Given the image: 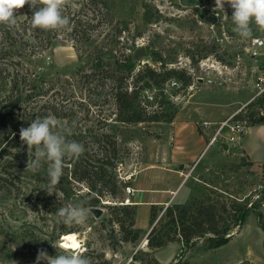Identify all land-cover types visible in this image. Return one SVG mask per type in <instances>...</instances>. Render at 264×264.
I'll return each instance as SVG.
<instances>
[{
    "label": "rangeland",
    "instance_id": "obj_1",
    "mask_svg": "<svg viewBox=\"0 0 264 264\" xmlns=\"http://www.w3.org/2000/svg\"><path fill=\"white\" fill-rule=\"evenodd\" d=\"M78 1L68 0L63 10L67 11L69 6L70 15L85 19ZM144 3L154 12L149 23L142 20ZM214 8L215 0H113L110 8L112 27L110 23L101 22L92 33L83 26L73 31L71 24L65 29L44 30L41 39L49 37L52 41L48 47L42 48L41 43L31 41L26 46V53L23 51L20 56H14L19 64L11 66L20 68L22 65L23 69L36 74L34 77L30 75L36 80V94L27 97L24 103L10 112L0 111V162L4 164L0 172V264H35L39 249L46 250L49 256L62 254L63 249L58 251L53 244L62 245L61 238L67 232L76 233L80 241L79 250L92 260V264H128L130 258L133 264H146L151 257L160 264H264L263 232L253 211H246L240 221L241 210L237 216L239 224L224 244L209 247V242L199 237L187 243L181 240L168 242L152 250L146 246V233L152 227L147 225L146 206L138 212V224L144 228L135 223L137 213L134 216V225L141 229V237L134 244L121 240L123 232L114 220H110L111 210L106 206V203L134 202L132 192L127 193L125 186H151L148 185L151 184L150 179L144 176L145 167L152 162L153 153L161 152V139L168 143L166 126L163 125L168 121L157 124L113 120L115 107L110 98V80L94 76L87 82L81 70L82 65L90 64V57L95 58L98 50H107V47H100L99 41L103 37L102 42L107 38L113 43L117 41L114 49L119 59L131 51V60L136 63V68L144 63L157 66L159 61L154 59H159L169 67L186 69L191 73L193 79L188 86H183L176 78H169L176 79L179 86L163 92L167 79L159 87H146L159 102L156 106L143 103L142 90L140 99L149 110L183 120L191 115V107H196L192 117L186 119L198 120L197 126L202 118L227 114L237 106L236 100L246 99L235 109H240L239 115L246 116L251 109L254 114L263 111L264 100L259 104V99L264 97V92L246 102L255 93L257 76L264 75V55L252 57L247 53L251 38L241 39L232 31L233 9L229 4L225 3L223 11H214ZM15 15L17 23L14 26L18 31L28 27L31 18L24 7L16 10ZM252 32V37L264 38V30L254 23ZM140 48L143 49L141 55L136 53ZM190 53L195 61L190 59ZM21 72L24 73L23 70ZM209 78L212 79L210 84L206 82ZM3 97L0 94L1 105L7 101ZM49 115L58 120L59 130H70L81 141L83 137L80 135L90 131L111 130L115 133L118 149L114 168L118 186L115 197H104L95 205H89L83 195L87 189L81 183L72 184L68 197H61L56 192L49 195L44 190L49 181L48 165L42 162L35 170L26 168L27 146L20 141L19 129L28 127L36 117ZM251 123L254 122H249L235 146L229 144L226 150L216 142L186 162L187 167L195 162L196 168L191 175L202 182L193 189L189 188L190 177L176 192L177 202L171 204L193 200L220 207L222 203L227 206L235 201L248 208L258 203L257 209L264 214V124ZM202 136L204 148L206 139ZM84 139L86 141V137ZM186 141L188 149L194 148V140L189 135ZM172 144L176 150L177 138ZM92 146L89 144L88 149ZM89 150L94 151V147ZM240 153L246 155L250 162H246ZM64 159L72 158L66 156ZM176 185L172 184V187ZM80 202H84L86 207L101 208L102 214L99 217L91 214L84 225L67 226L60 222L57 210ZM151 210L156 216L153 224L157 220L162 221L163 206H154ZM229 221L231 223L233 219ZM41 264L46 262L41 261Z\"/></svg>",
    "mask_w": 264,
    "mask_h": 264
},
{
    "label": "trees",
    "instance_id": "obj_2",
    "mask_svg": "<svg viewBox=\"0 0 264 264\" xmlns=\"http://www.w3.org/2000/svg\"><path fill=\"white\" fill-rule=\"evenodd\" d=\"M112 1L79 0V10L82 11L85 19L74 18L75 14L70 15L69 6L66 7L67 11L63 10V14L69 18L73 31L78 26H83L88 28L89 32L92 33L95 29L99 28L101 22L112 24L110 27L114 25L112 23L113 15L110 11ZM24 8L27 16L31 18L34 9L28 5H25ZM153 13L150 7L144 3L142 12L143 22L149 23L154 16ZM123 29H119L118 33ZM43 33V29L33 28L31 22L28 27H25L21 31H18L15 26L0 25V94L4 96L3 100L4 98L7 99L5 104H0V111L10 112L13 108L24 103L27 97L31 98L33 94H36V91H34L36 80L30 76L33 75L34 77L36 74L33 71L29 72L23 69L22 65L20 68L11 65L19 64V60L16 61L14 56L17 54V56H20V53L23 51L26 53V46L31 44V41L36 44L41 43L42 48L48 47L52 41L49 37L41 39ZM110 40L112 41V39ZM110 40L107 38L104 42L99 41L101 43L100 47H107V50L105 52L98 50L95 58L90 57V64L85 63L81 66V70H83V76H85L84 79L87 82L94 79V76H101L110 80V98L115 107V117L113 120L123 123L170 121L173 117L172 115L147 109L142 104L143 101L140 99V94L146 87H159L169 78H176L183 86H188L192 83L193 79L191 73L186 69L169 67L159 59H154L156 62L159 61L157 66L144 63L141 67L136 68V63L131 60V51H128L124 54L123 58L119 59L114 49L117 41L113 43ZM28 53L30 54V51ZM105 54L109 55L103 58L102 56ZM11 55L12 59H10ZM189 55L192 61L196 60L191 53ZM87 65H89L87 67L88 71L85 70ZM263 100L264 97L261 96L259 104ZM157 103L159 102L157 101ZM235 118L246 120L247 125H250L249 122H254L251 125L264 123V108L262 112L257 114H254L252 109L246 116L243 114L239 115L238 113ZM1 122L2 118H0ZM66 135L69 140L82 142L85 151L79 158L71 157L72 159H64V174L55 192L60 193L61 197H68L71 187H73L72 184L81 183L85 184L87 189V192L83 195L88 200L89 205H95L104 197H115L118 187L116 183L117 178L114 173L116 158L118 156L115 133L111 130L90 131L89 133L80 135V137H83L82 141L81 139H77L72 133H66ZM84 137H86V141ZM89 144L93 145L91 148L94 147V151H90L89 149L91 148L88 149ZM246 162L249 163V161ZM3 166V162H0V172L3 170ZM106 204L111 210L110 220H114L119 226V230L123 232L121 240L133 244L136 243L141 237V229L134 225L137 205L135 203ZM257 207L258 203L250 205L248 208H243L240 203L231 201L227 206L226 203H222L218 207L214 203L188 200L184 203L167 205L164 208L162 221L157 220L155 224L152 222L156 217L155 212L151 210V219L149 221L152 227L146 235V246L153 250L165 246L168 242L181 240L183 243H187L199 237L208 241L209 247L224 244L232 236L231 232L234 227L239 224L237 216L243 209L241 216H244L246 211H253L255 213L257 225L263 232L262 245L264 249V214ZM231 218L233 221L229 223V219ZM146 264L160 263L151 257Z\"/></svg>",
    "mask_w": 264,
    "mask_h": 264
},
{
    "label": "clouds",
    "instance_id": "obj_3",
    "mask_svg": "<svg viewBox=\"0 0 264 264\" xmlns=\"http://www.w3.org/2000/svg\"><path fill=\"white\" fill-rule=\"evenodd\" d=\"M68 0H0V24L14 26L17 23L15 11L25 5L34 9L31 15L33 28L43 30H59L69 26L70 20L63 14V8ZM225 3L233 9L231 20L232 31L241 39L252 37V24L264 30V0H215L214 11L224 10ZM70 130H59L58 120L54 116L36 117L28 127L19 129L20 141L27 146V167L33 170L41 166L42 162L48 165V183L44 190L49 195L56 191L61 177L64 174V158L66 156L79 158L85 151L84 145L75 140L67 139ZM92 214V208L84 206V202L68 204L57 210L56 215L60 222L67 226L84 225ZM68 241L54 247L63 249L62 254L49 256L47 251L39 249L35 264H92V260L80 250V245L73 236L65 237ZM128 264H133L130 258Z\"/></svg>",
    "mask_w": 264,
    "mask_h": 264
},
{
    "label": "crops",
    "instance_id": "obj_4",
    "mask_svg": "<svg viewBox=\"0 0 264 264\" xmlns=\"http://www.w3.org/2000/svg\"><path fill=\"white\" fill-rule=\"evenodd\" d=\"M245 100H236V107H238L239 104H243ZM236 107H234L227 114H224L221 117H207L202 118V120L220 121L229 116L231 113H233ZM195 109L196 107H191V115L186 116V118L192 117V112L196 111ZM186 118L183 120H176V116H174L170 121L164 122L165 124L163 125L166 126V135L168 136V143L165 144L164 138L161 139V145L163 147H161V152H159L158 154L153 153L151 155L152 162L147 163L145 167L146 174L144 176L150 179L148 180L151 184L148 185L151 186L135 185L132 187L133 192L131 193V195L134 200L133 203L137 205V214L135 217L136 224H138V212L142 206H146L145 211L148 212L147 225H150L149 214L152 207L163 206V208H165L167 205H170L171 202H177L175 201L176 192L179 190L180 186H182L183 184H185V182L189 180L190 177L191 182L189 188L193 189L194 187L198 186L199 182H202L200 179L191 175L192 171L195 170L196 166H194V168L190 171V174H187L194 162L191 163L188 167L186 165V162L192 161L194 157H197L199 153H202L201 150L203 149L202 145L204 137L202 136L203 134L197 126L198 120L195 119L192 122V118ZM152 122H155L157 124L163 123L159 121ZM187 135H189L190 138L194 140L192 145V147L194 146V148L192 149H188L189 147L187 146L186 141ZM175 138H177L176 150L175 145L172 144L173 140L175 142ZM240 155L245 157V159L250 162L246 155H244L243 153H240ZM204 164L206 163H203V165ZM135 178L136 176H134L133 179ZM176 183L177 185L172 187V184ZM139 227L144 228L140 225Z\"/></svg>",
    "mask_w": 264,
    "mask_h": 264
},
{
    "label": "built area",
    "instance_id": "obj_5",
    "mask_svg": "<svg viewBox=\"0 0 264 264\" xmlns=\"http://www.w3.org/2000/svg\"><path fill=\"white\" fill-rule=\"evenodd\" d=\"M264 38L259 36H253L250 39V42L247 47V53L252 57H261L264 55ZM207 83H212V79H207ZM179 83L176 79H169L162 87L163 92H167L169 88L178 87ZM264 92V75H259L256 78L255 82V93L254 95L246 102L249 103L256 97L260 96ZM142 97L144 98L145 103L153 104L156 106L157 100L155 96L148 89H143ZM240 109L234 111L226 118L220 121H209L201 120L198 123V127L201 133L205 136V145L202 151L208 148L210 145L218 142L220 147L228 150L229 144L235 146L240 140L242 134L245 132L246 120L236 119L235 116L238 114ZM224 145L226 148H224ZM195 162L192 164L190 170L187 174H190V171L194 168ZM130 178V176H128ZM127 177V178H128ZM124 179V178H123ZM126 179V177H125ZM126 192L131 193L133 189L129 186H125ZM128 200V199H127Z\"/></svg>",
    "mask_w": 264,
    "mask_h": 264
},
{
    "label": "water",
    "instance_id": "obj_6",
    "mask_svg": "<svg viewBox=\"0 0 264 264\" xmlns=\"http://www.w3.org/2000/svg\"><path fill=\"white\" fill-rule=\"evenodd\" d=\"M136 53L139 54V55L143 54V49L142 48L137 49ZM224 148H226L225 145H224ZM91 208H92V214H93L94 217H99L102 214L103 210L101 208L96 207V206H91ZM242 218H243V215L241 216L240 221L242 220ZM146 235H147V233H146Z\"/></svg>",
    "mask_w": 264,
    "mask_h": 264
},
{
    "label": "bare ground",
    "instance_id": "obj_7",
    "mask_svg": "<svg viewBox=\"0 0 264 264\" xmlns=\"http://www.w3.org/2000/svg\"><path fill=\"white\" fill-rule=\"evenodd\" d=\"M68 236H73V237H74V240H75L76 242H78V244L80 243V241L77 239L76 233H74V232H67V233H63V236H62V238H61V240H62V242H63L62 244L68 242V241L65 239V237H68Z\"/></svg>",
    "mask_w": 264,
    "mask_h": 264
}]
</instances>
